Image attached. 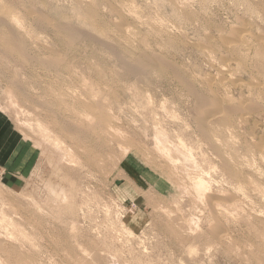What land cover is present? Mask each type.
Returning <instances> with one entry per match:
<instances>
[{
    "label": "rangeland",
    "instance_id": "obj_1",
    "mask_svg": "<svg viewBox=\"0 0 264 264\" xmlns=\"http://www.w3.org/2000/svg\"><path fill=\"white\" fill-rule=\"evenodd\" d=\"M31 1L33 0H0V19L2 18L0 30L20 36L22 43L25 44L27 57L21 58L16 53L6 52L0 38V114L6 120L5 140L0 148V219L2 218L0 222L2 263H0L8 264L10 261L9 264H15L14 262L27 264L26 260H29L27 257L30 255L38 264H78L79 260V264H82L85 263L82 257L87 254H82L79 247L76 246V249L73 245L77 240V243L79 242L86 252L90 251V254L98 250L107 258L111 256L113 263L109 262L108 258L105 264H264V218L258 217L260 212V215L264 216L263 115L260 113L248 115L247 122H240L238 128L233 129L235 131L233 138H228L227 132L221 134L222 139L217 137V141L224 144L225 149L217 142L222 154L223 151L225 152L223 158L228 161L232 158L231 162L236 158L238 159L236 162H244L247 157V161L252 160L250 161L252 165L249 164L251 169L248 171L244 169L238 179L236 178L243 185V189L240 194H236L233 206L226 204L230 202V194L234 195L235 179L233 180V176L226 173L218 159L212 155L208 141L201 138L198 133H192L195 130L194 121L197 115L195 110L198 106L195 102H198L196 100L200 95L228 98L233 100L229 103L234 105L237 102L241 103L242 99H245L244 103L246 102L248 88L258 79L255 73H253L254 77L249 70H244V65L250 67L249 65L254 62V58L250 56H253L251 46L256 42L255 37L260 35L264 38V4L260 3V0ZM87 6L93 9L90 10ZM122 8L124 11L121 10ZM34 9L38 10L39 14ZM7 11L11 14L8 15ZM90 11L96 16L95 18L91 16L88 18ZM40 14L46 16L45 25L47 22L49 24L46 27L41 26L37 21ZM11 16L14 18L11 22L15 23L16 27L9 22ZM117 23L127 27V31L123 32L124 36L120 31L121 26ZM59 24L62 28L64 25L65 29L59 28ZM242 26L245 29L247 27L248 33L249 41L246 42L245 47L246 49L250 47L251 50L241 51L240 60L237 53L235 56L224 47L223 41L224 43L231 41L236 31L234 29ZM67 31H73L77 37L80 36L69 42ZM254 34L255 37L252 36ZM97 38L99 39L96 40ZM211 46L212 48H209ZM140 52L143 53V58L149 57L151 62L145 59L149 67L145 69V75L135 74L136 72L130 74L123 64L124 62L140 63V59L142 60ZM136 56L137 58H134ZM234 57L237 58L236 61ZM153 62H156L155 65ZM225 63L229 64L230 68L226 67ZM228 69L231 71L228 72ZM221 72L226 76L221 75ZM16 78L18 81L15 80ZM239 79L248 86L239 87L240 85L237 84ZM185 80L195 89L191 90L196 94L189 93L188 86L183 85ZM252 80L253 83L250 84ZM197 92L199 96H196ZM96 103L101 104L105 110L101 111ZM101 112L106 113L107 119L109 117L105 123L108 133L106 131V135L103 133L104 138L96 137L84 121L88 119V125L91 126L95 122L92 120H96L95 115ZM86 115H91L92 120L90 117L86 118ZM64 122L70 124L74 122V125L71 124L74 130L78 126L80 130L86 127L83 132L87 137L91 135L89 140L81 138L82 141L85 140L82 143L81 140L72 138L74 135L70 130L67 132L62 130L61 126ZM252 122L253 124L256 122L254 127ZM156 123L167 130L172 140L177 133L182 134L186 143L193 147L199 166L202 170L209 171V177L217 181L211 183L210 193L208 192L207 195H213L210 197L226 203V206L214 211L215 215L208 206L209 201H206L208 198L199 203V200H195L189 193L182 196L184 193H181V186L177 182L188 184L189 178L187 179L186 173H189L192 166L181 164L188 167L186 171L187 167H181L179 164L177 169L171 172V167L164 158L157 156L152 140L153 127ZM107 124H110L109 131ZM190 134L192 135L189 136ZM197 139H202L204 143L198 145ZM75 140L81 142L79 143L81 145L79 146ZM229 141L232 144H226ZM93 144L101 148L97 149ZM254 145L260 148L257 149ZM234 147H237L235 151ZM92 148L95 150L94 160L89 161L85 152L91 151ZM123 148L128 151H124ZM229 153L236 158L230 157ZM193 169L195 168L193 167L189 174L198 172L199 167L196 171ZM254 171L259 174L252 173ZM180 193L183 198L177 197ZM223 195L227 197L224 199ZM175 202L176 204L173 205ZM241 206L244 209H239ZM196 217L198 221L195 220ZM237 218L241 219L238 221ZM188 219L195 224V227L187 223ZM195 222H198L199 226ZM214 224L218 226V231H223L224 236L227 235L226 238L223 237L224 240L217 241L207 230L210 227L216 228ZM121 225L128 228L132 234L129 235L122 230ZM206 232L209 234L206 235ZM9 251L10 253L7 254ZM12 252L18 254V257H14L16 254L13 255ZM15 258L19 260L13 262ZM87 258L88 255L85 259L88 260Z\"/></svg>",
    "mask_w": 264,
    "mask_h": 264
},
{
    "label": "bare ground",
    "instance_id": "obj_2",
    "mask_svg": "<svg viewBox=\"0 0 264 264\" xmlns=\"http://www.w3.org/2000/svg\"><path fill=\"white\" fill-rule=\"evenodd\" d=\"M3 1V0H2ZM34 1V0H33ZM33 1H31V2H33ZM44 1V0H43ZM11 2V1H10ZM36 2V1H35ZM76 2V1H75ZM115 2V1H114ZM124 2V1H123ZM176 2V1H175ZM259 2V1H258ZM263 3L264 4V0H260V3ZM45 3V2H44ZM93 3V2H92ZM92 3H91V5H92ZM200 3V2H199ZM205 3V2H204ZM241 3V2H240ZM246 3H247V1H246ZM1 4V3H0ZM82 4V3H81ZM181 4V3H180ZM10 5V4H9ZM39 5V4H38ZM43 5H45V4H43ZM84 5H86V3L84 4ZM119 5H120V3H119ZM225 5V4H224ZM254 5H255V3H254ZM11 6V5H10ZM41 6H42V4H41ZM112 6V5H111ZM187 6V5H186ZM204 6V5H203ZM37 7V6H36ZM94 7V6H93ZM247 7V6H246ZM17 8V7H16ZM35 8V7H34ZM38 8V7H37ZM87 8H88V6H87ZM219 8V7H218ZM248 8H250V7H248ZM1 9V8H0ZM4 10H5V7L3 8ZM12 9V8H11ZM81 9V8H80ZM88 9H90V8H88ZM93 9V8H92ZM92 9H90V10H92ZM97 9V8H96ZM111 9H113V8H111ZM132 9V8H131ZM179 9V8H178ZM186 9V8H185ZM26 10V9H25ZM31 10V9H30ZM35 10V9H34ZM42 10V9H41ZM121 10H123L124 11V9L122 8ZM133 10V9H132ZM183 10H184V8H183ZM202 10V9H201ZM246 10H248V9H246ZM1 11V10H0ZM12 11V10H11ZM16 11V10H15ZM35 11H38V10H35ZM94 11V10H93ZM98 11V10H97ZM115 11V10H114ZM117 11H119V10H117ZM176 11V10H175ZM185 11V10H184ZM188 11V10H187ZM191 11V10H190ZM198 11H199V9H198ZM214 11V10H213ZM218 11V10H217ZM250 11V10H249ZM14 12V11H13ZM20 12V11H19ZM26 12H28V11H26ZM41 12V11H40ZM87 12V11H86ZM128 12V11H127ZM193 12V11H192ZM215 12V11H214ZM259 12V11H258ZM7 14H8V11L6 12ZM38 14H39V11L37 12ZM43 13V12H42ZM41 13V14H42ZM89 13V12H88ZM94 13H95V11H94ZM100 13V12H99ZM116 13V12H115ZM177 13V12H176ZM227 13V12H226ZM9 14H11V13H9ZM8 14V15H9ZM28 14V13H27ZM40 14V15H41ZM45 14V13H44ZM96 14V13H95ZM117 14V13H116ZM119 14H121V13H119ZM127 14V13H126ZM204 14V13H203ZM14 15H17V14H14ZM13 15V16H14ZM39 15V16H40ZM87 15H89V14H87ZM125 15V14H124ZM131 15H132V13H131ZM133 15H135V14H133ZM182 15V14H181ZM206 15V14H205ZM258 15V14H257ZM24 16V15H23ZM38 16V15H37ZM44 16V15H43ZM42 15L40 16V17H38L37 18V21H38V23L41 25V26H43V25H45V20H47V19H44L46 16H44L43 17ZM90 16L93 18L95 15L90 11V15H89V17L88 18H90ZM98 16V15H97ZM118 16V15H117ZM137 16V15H136ZM185 16V15H184ZM201 16V15H200ZM240 16V15H239ZM31 17V16H30ZM96 17V16H95ZM94 17V18H95ZM120 17H122L121 15H120ZM119 17V18H120ZM207 17V16H206ZM215 17V16H214ZM21 18H23V17H21ZM100 18V17H99ZM2 19V18H1ZM0 19V20H1ZM14 18H12V16L10 17V20H9V22H11L12 20H13ZM17 19V18H16ZM28 19V18H27ZM205 19V18H204ZM212 19V18H211ZM242 19V18H241ZM262 19V18H261ZM34 20V19H33ZM66 20V19H65ZM68 20V19H67ZM91 20H93V19H91ZM124 20V19H123ZM194 20V19H193ZM220 20H221V18H220ZM227 20V19H226ZM239 20V19H238ZM3 21V20H2ZM31 21V20H30ZM29 21V22H30ZM125 21V20H124ZM131 21V20H130ZM181 21V20H180ZM196 21V20H195ZM248 21V20H247ZM16 22V21H15ZM63 22V21H62ZM119 22V21H118ZM187 22V21H186ZM204 22V21H203ZM214 22V21H213ZM6 23V22H5ZM14 23V22H13ZM24 23V22H23ZM37 23V24H38ZM66 23H67V21H66ZM103 23V22H102ZM121 23V22H120ZM125 23V22H124ZM131 23V22H130ZM222 23V22H221ZM259 23V22H258ZM262 23V22H261ZM9 24V23H8ZM11 24H12V22H11ZM15 24V23H14ZM14 24H12V25H14ZM22 24V23H21ZM63 24H64V22H63ZM95 24V23H94ZM118 24V23H117ZM161 24V23H160ZM211 24H212V21H211ZM10 25V24H9ZM11 25V26H12ZM16 25V24H15ZM14 25V26H15ZM47 25H49L48 24V22L46 23V25H45V27L47 26ZM58 25V24H57ZM60 25V27L59 28H62L61 27V24H59ZM119 25V24H118ZM122 25H123V22H122ZM219 25V24H218ZM244 25V24H243ZM247 25V24H246ZM259 25V24H258ZM24 26V25H23ZM39 26V25H38ZM53 26V25H52ZM63 26V28L62 29H65V26L64 25H62ZM69 26V25H68ZM99 26H100V23H99ZM119 26H121V24L119 25ZM236 26V25H235ZM238 26V25H237ZM7 27V26H6ZM16 27V26H15ZM20 27V26H19ZM29 27V26H28ZM44 27V26H43ZM71 27V26H70ZM69 27V28H70ZM171 27V26H170ZM203 27V26H202ZM221 27V26H220ZM8 28V27H7ZM27 28V27H26ZM30 28V27H29ZM66 28H67V26H66ZM105 28V27H104ZM120 28V27H119ZM121 28H122V30H120V31H122V34H123V32H126L127 31V27H123V26H121ZM120 28V29H121ZM153 28V27H152ZM231 28V27H230ZM262 28V27H261ZM19 29V28H18ZM68 29V28H67ZM96 29V28H95ZM100 29V28H99ZM114 29V28H113ZM136 29V28H135ZM224 29V28H223ZM226 29V28H225ZM228 29V28H227ZM233 29V28H232ZM258 29H260V28H258ZM10 30V29H9ZM21 30H23V29H21ZM103 30V29H102ZM234 30H236V31H234V35L232 36V35H230V37L229 38H231V36L232 37H234V38H232L231 39V41H227V43L225 42L224 43V41H223V45H224V47L227 49V50H229L230 51V53H233V55H235V56H237L236 55V53L238 54V56L240 55L239 53L241 52V51H243V50H245L246 49V47L245 46H247V44H246V42H248L249 40H248V33H247V27H246V29H245V27L243 28V26L242 27H240V28H237V29H234ZM262 30V29H261ZM264 30V29H263ZM3 31H5V30H0V38H1V40H2V42L4 43V45H5V48H4V50H6V52H10V54L11 53H16L17 54V56L19 55V57H21V58H27L26 57V50L24 49V47H25V44L24 43H22L23 41H21V39H20V36L18 37L17 35H14V33H8V32H3ZM12 31V30H11ZM27 31V30H26ZM223 31H225V30H223ZM260 31V30H259ZM65 32V31H64ZM118 32H119V30H118ZM249 32V31H248ZM258 32V31H257ZM22 33H24V32H22ZM67 35H68V40H69V42H73L75 39H77L78 37H77V34L76 33H74L73 31H67ZM260 33V32H259ZM21 34V33H20ZM108 34V33H107ZM119 34H120V32H119ZM228 34H229V32H228ZM261 34V33H260ZM66 35V36H67ZM109 35V34H108ZM125 34H123V36H124ZM209 35H211V34H209ZM257 35H259V34H256V36ZM263 35V34H262ZM119 36V35H118ZM136 36V35H135ZM208 36V35H207ZM227 37H228V35H226ZM252 36H254L255 37V34L254 35H252ZM264 36V35H263ZM77 37V38H76ZM173 37V36H172ZM219 37V36H218ZM222 37V36H221ZM28 38H30V37H28ZM67 38V37H66ZM94 38H96V37H94ZM117 38V37H116ZM208 38H209V36H208ZM225 38V37H224ZM229 38H228V40H229ZM250 38V37H249ZM92 39V38H91ZM99 38H97L96 40H98ZM106 39V38H105ZM114 39V38H113ZM126 39H127V37H126ZM219 39V38H218ZM222 39H223V37H222ZM226 39V38H225ZM119 40L121 41L122 39L121 38H119ZM118 40V42H120ZM123 40H124V37H123ZM129 40H130V38H129ZM209 40V39H208ZM221 40V39H220ZM227 40V39H226ZM225 40V41H226ZM255 40H256V42H254V44H252V46H251V48H252V50H253V56H250V57H253L254 58V62H253V64L252 65H249L250 67H247V66H245L244 65V70H249L250 72V74L251 75H253L254 76V74L253 73H255V75L257 76V79L258 80H256V81H254V83H253V80H252V82H250V84H252V86L250 87V88H248V95L246 96V102L244 103V100L245 99H242L243 101H241V103H236L235 105L232 103V104H230L229 102L230 101H233V100H231V99H228V98H224V97H216V96H210V97H205V96H199V94H198V92H197V94L198 95H196V96H199V97H197V99L198 100H196V98H195V100L196 101H198L197 103L195 102V105L197 104L198 106H197V108H196V113H197V115H196V117H195V121H194V124H195V130L192 132V133H195V134H199L200 136H201V138H203V139H205V140H207L208 141V143H209V148H210V151L212 152V155H214L217 159H218V161L220 162V164H221V166L223 167V169L226 171V173L227 174H230V176L232 177L233 176V180L235 181L234 183H235V185H234V187H235V191H234V195H231L230 194V202L229 203H225L227 206H233L234 204H235V196H236V194H240V191H242V189H243V185L241 184V182L239 181V180H237L238 178L237 177H239V174L241 175V172L244 170V169H247V171L248 170H250L251 169V167H249L250 165H252L251 163H250V161L252 162V160L250 159V161H247L248 159V157L245 159V161L244 162H240V161H237L236 162V160H238L237 158H236V156L234 157V155H231L230 153H232V152H230L229 153V155H230V157H234L233 159H235L236 158V160H234L233 162H231V160H232V158H230L229 160L230 161H228L227 159H225V158H223V154L225 153L224 151H223V154H222V152L220 151V149H219V147H218V144H217V137H221V134H224L225 132H227L228 134V138H233L234 137V134H235V131H233V129L236 127V128H238V125H239V123L240 122H247V120H248V115H250L251 113H260V114H262L263 115V118H264V38H262V37H260V35L259 36H257V37H255ZM106 41V40H105ZM108 41V40H107ZM132 41V40H131ZM244 41H245V44H244ZM100 42V41H99ZM122 42V41H121ZM120 42V43H121ZM209 42V41H208ZM108 43H109V41H108ZM117 43V42H116ZM128 43V42H127ZM134 43V42H133ZM194 43V42H193ZM114 44H115V42H114ZM113 44V45H114ZM125 44V43H124ZM123 44V45H124ZM104 45V44H103ZM121 45H122V43H121ZM126 45V44H125ZM135 45V44H134ZM212 45V44H211ZM71 46V45H70ZM112 46V45H111ZM198 46V45H197ZM202 46V45H201ZM221 46V45H220ZM249 46V45H248ZM106 47H107V45H106ZM113 47V46H112ZM119 47V46H118ZM161 47V46H160ZM114 48V47H113ZM125 48V47H124ZM126 48H128V46H126ZM163 48V47H162ZM166 48V47H165ZM209 48H212V46L211 47H209ZM132 49V48H131ZM141 49V48H140ZM250 49V47L249 48H247L246 50L248 51ZM108 50H110V48L108 49ZM112 50V49H111ZM137 50V49H136ZM251 50V49H250ZM113 51V50H112ZM159 51V50H158ZM5 52V53H6ZM117 52V51H116ZM116 52H115V54H116ZM124 52V51H123ZM131 52V51H130ZM151 52V51H150ZM245 52V51H244ZM132 53V52H131ZM243 53V52H242ZM6 54H9V53H6ZM114 54V53H113ZM123 54V53H122ZM139 54H141V52L139 53ZM143 54V53H142ZM141 54V57H142V60L140 59V63L138 62V64H130V63H125L124 62V66H122V67H124L125 69L127 68L129 71H130V74H133L134 72H136L135 74H141V75H145V69H148V67H149V63L145 60V59H148L149 60V57L148 58H146V56H145V58H143V55ZM145 54V53H144ZM156 54V53H155ZM158 54V53H157ZM138 55V54H137ZM147 55V54H146ZM153 55H154V53H153ZM243 55V54H242ZM116 56V55H115ZM117 56H118V54H117ZM122 56V55H121ZM134 56V55H133ZM149 56V55H148ZM158 55H156V57H157ZM212 56V55H211ZM219 56H221V55H219ZM224 56V55H223ZM244 56V55H243ZM139 57V56H138ZM140 57V58H141ZM240 57V56H239ZM245 57H246V55H245ZM245 57H243V59H245ZM37 58H39V57H37ZM134 58H137V56L136 57H134ZM223 59H225V57H222ZM228 58V57H227ZM235 58V61H236V57H234ZM41 59H42V56H41ZM47 59V58H46ZM120 59V58H119ZM121 59H122V57H121ZM125 59V58H124ZM128 59V58H127ZM157 59V58H156ZM210 59V58H209ZM242 58L240 57V60H241ZM34 60H35V58H34ZM39 60V59H38ZM45 60V59H44ZM134 60V59H133ZM139 60V59H138ZM152 60H153V58H152ZM56 61V60H55ZM117 61H118V59H117ZM129 61V60H128ZM135 61H136V59H135ZM156 61V60H155ZM157 61H158V59H157ZM163 61V60H162ZM217 61V60H216ZM39 62H41V61H39ZM50 62V61H49ZM59 62V61H58ZM121 62V61H120ZM149 62H151L150 60H149ZM161 62V61H160ZM242 62H245V61H242ZM43 63V62H42ZM53 63H54V61H53ZM57 63V62H56ZM118 63H119V61H118ZM122 63V62H121ZM137 63V62H136ZM154 63V62H153ZM156 63V62H155ZM155 63H154V65H155ZM170 63V62H169ZM237 63V62H236ZM58 64V63H57ZM163 64V63H162ZM166 64V63H165ZM224 64V63H223ZM222 64V65H223ZM50 66H51V63L49 64ZM153 65V66H154ZM237 65H239V64H237ZM44 66V65H43ZM49 66V67H50ZM120 66V65H119ZM160 66V65H159ZM177 66V65H176ZM225 66L226 67H229V64H226L225 63ZM231 66V65H230ZM167 67V66H166ZM224 67V66H223ZM185 68V67H184ZM220 68H222V67H220ZM230 68V67H229ZM122 69V68H121ZM150 69V68H149ZM169 69V68H168ZM216 69H217V67H216ZM224 69V68H223ZM222 69V70H223ZM128 70H127V72H128ZM188 70V69H187ZM131 71H132V73H131ZM220 71V70H219ZM218 71V72H219ZM225 71H226V69H225ZM229 71H231V69L229 70L228 69V72ZM223 72V71H222ZM222 72H221V75H225V74H222ZM226 73H227V71H226ZM172 74V73H171ZM174 74V73H173ZM196 74V73H195ZM230 74V73H229ZM164 75V74H163ZM197 75H199V74H197ZM196 75V76H197ZM134 76V75H133ZM149 76V75H148ZM187 76V75H186ZM200 76V75H199ZM217 76V75H216ZM226 76V75H225ZM138 77V76H137ZM188 77V76H187ZM222 77V76H221ZM221 77H219V79L221 80L222 78ZM255 77V76H254ZM139 78V77H138ZM142 78V77H141ZM213 78V77H212ZM226 78V77H225ZM225 78H224V81H225ZM227 78H229L228 76H227ZM239 78V77H238ZM14 79V78H13ZM12 79V80H13ZM184 79H186V78H184ZM183 79V80H184ZM206 79V78H205ZM234 79V78H233ZM15 80H17V78L15 79ZM23 80V79H22ZM21 80V81H22ZM130 80V79H129ZM136 80V79H135ZM187 80H188V78H187ZM207 80V79H206ZM210 80V79H209ZM213 80V79H212ZM223 80V79H222ZM18 81V80H17ZM140 81V80H139ZM145 81V80H144ZM179 81V80H178ZM182 81V80H181ZM180 81V82H181ZM217 81H219V80H217ZM216 81V82H217ZM229 81H231V82H233L234 80H231V79H229ZM237 81V80H236ZM11 82V81H10ZM14 82V81H13ZM135 82V81H134ZM175 82V81H174ZM179 82V83H180ZM235 82V81H234ZM249 82H247V83H249ZM12 83V82H11ZM10 83V84H11ZM177 83V82H176ZM219 83V82H218ZM15 84V83H14ZM134 84V83H133ZM140 84V83H139ZM142 84V83H141ZM182 84V83H181ZM220 84V83H219ZM223 84H224V82H223ZM231 84H233V83H231ZM237 84H239L240 86L239 87H242V86H248L246 83H244L243 81H240V79H239V82L237 83ZM17 85V84H16ZM19 85H21V84H19ZM172 85V84H171ZM183 85H186V86H188V88L190 89V92L189 93H195L196 94V92L195 91H193L192 92V90H195L194 88H192L191 87V84H189V83H187L186 82V80L185 81H183ZM198 85H200V84H198ZM236 85V84H235ZM144 86V85H143ZM209 86V85H208ZM221 86V85H220ZM14 87H15V85H14ZM146 87V86H145ZM181 87V86H180ZM223 87H225L224 85H223ZM236 87V86H235ZM238 87V86H237ZM238 87V88H239ZM17 88V87H16ZM15 88V89H16ZM20 88V87H19ZM149 88V87H148ZM187 88V87H186ZM226 88H228V87H226ZM185 89V88H184ZM189 89H187V91L189 90ZM192 89V90H191ZM247 89V88H246ZM17 90V89H16ZM23 90H24V88H23ZM212 90V89H211ZM22 91V90H21ZM200 92V91H199ZM213 92V91H212ZM28 93V92H27ZM26 94V93H25ZM24 94V95H25ZM227 95V94H226ZM229 95V94H228ZM151 96H152V93H151ZM185 96V95H184ZM219 96V95H218ZM224 96V95H223ZM244 96H245V94H244ZM149 97V96H148ZM147 97V98H148ZM231 97V96H230ZM163 98V97H162ZM178 98H180V97H178ZM245 98V97H244ZM150 99V98H149ZM149 99H148V101H149ZM184 99V98H183ZM186 99V98H185ZM173 100V99H172ZM185 101V100H184ZM92 102V101H91ZM159 102V101H158ZM240 102V101H239ZM242 102L244 103V104H242ZM101 103V102H100ZM185 103V102H184ZM97 105H98V107H100V110L101 111H103V110H105L104 109V107H102V105L101 104H99V103H96ZM163 104V103H162ZM164 105V104H163ZM145 106V105H144ZM192 106H193V104H192ZM162 107V106H161ZM161 107H160V109H161ZM166 107V105L164 106V108ZM194 107V106H193ZM196 107V106H195ZM171 108V107H170ZM166 109V108H165ZM194 109V108H193ZM133 110V109H132ZM164 110V109H163ZM169 111V110H168ZM52 112V111H51ZM65 112V111H64ZM183 112V111H182ZM136 113V112H135ZM152 113H153V111H152ZM53 114V113H52ZM106 113L105 112H101L100 114H97V115H95V117H96V120H92V116L90 115V116H88V115H86V118H88V117H90V119L92 120V122H94L91 126L90 125H88V122H89V120L88 119H85L84 121H86L85 123L87 124V126H89L90 127V130H92V133L94 134V135H96V137H98V138H102L103 136V133L106 135V133H105V131H106V129H105V123H106V115H105ZM176 114V113H175ZM54 115V114H53ZM178 115V114H177ZM188 116V115H187ZM55 117V116H54ZM70 117H72V116H70ZM140 117V116H139ZM174 117V116H173ZM173 117H171V118H173ZM57 118V117H56ZM181 118V117H180ZM55 119V118H54ZM64 119V118H63ZM84 119V118H83ZM108 119H109V117H108ZM107 119V120H108ZM132 119V118H131ZM59 120V119H58ZM80 120H81V118H80ZM176 120V119H175ZM178 120V119H177ZM255 120V119H254ZM257 120V119H256ZM77 121H78V119H77ZM130 121H132V120H130ZM185 121V120H184ZM258 121V120H257ZM256 121V122H257ZM70 122V121H69ZM78 122H80V121H78ZM91 122V121H90ZM182 122V121H181ZM190 122V121H189ZM256 122H254V124L256 123ZM37 123H41V122H37ZM74 123V122H73ZM73 123H71L72 125H74ZM135 123H137V122H135ZM190 123H192V122H190ZM264 123V122H263ZM70 123H68V122H64L63 123V125L61 126L63 129L62 130H64V132L66 131L67 132V130H70L71 131V133L74 135L72 138H74L75 137V139L77 138L78 139V141L79 140H81V138L82 139H85L86 138V141L87 140H89V136H91V135H89L88 137H87V135H85V132H83V129H85L86 127H84V128H81L82 130H80L79 129V126H78V128H76V125H75V128H76V130H74L73 129V127H72V125H71ZM83 124V123H82ZM133 124V123H132ZM249 124V123H248ZM252 124H253V122H252ZM254 124L252 125L253 127H254ZM77 125H80L81 127H83L81 124H77ZM108 125H110V124H107V127H109ZM39 126H41L40 124H39ZM52 126H54V125H52ZM136 126H137V124H136ZM153 126V125H152ZM187 126H188V124H187ZM88 127V128H89ZM113 127V126H112ZM184 127H186V126H184ZM251 127V126H250ZM138 128V127H137ZM188 128H190V126L188 127ZM194 128V127H193ZM235 128V129H236ZM263 128V127H262ZM87 129V128H86ZM109 129H110V127L108 128V131H109ZM238 130V129H237ZM249 130H250V128H249ZM111 131V130H110ZM63 132V131H62ZM69 132V131H68ZM107 132V131H106ZM112 132V131H111ZM143 132V131H142ZM145 132V131H144ZM249 132V131H248ZM108 133V132H107ZM237 133V132H236ZM68 134V133H67ZM109 134H111L110 132H109ZM109 134H107V135H109ZM226 134V133H225ZM71 135V134H70ZM125 135V134H124ZM124 135H122V138L124 137ZM192 134H190L189 136H191ZM241 135V134H240ZM250 135H251V133H250ZM262 135V134H261ZM67 136H69V135H67ZM126 136V135H125ZM176 137H175V139L174 140H172V136H170V134L167 132V130L164 128V127H162V126H160V125H158V123H156V124H154V127H153V136H152V140H153V148H154V152H156L157 153V156L159 157V155H160V157H163L164 158V160L168 163V165H170V167H171V172L176 168L177 169V167H178V165L180 164V166L181 167H184L186 164H190L192 167L190 168L191 170V172H192V168L194 167L195 169H193V170H195L196 171V169H198V167H199V169H198V172L196 171V173L194 172V174L193 175H191V174H189L190 173V171H189V173L187 174L186 173V175L188 176H186L187 177V179L189 180V182H188V184L186 185V183H182V182H177V183H179V186H181L180 188H181V193L183 194L182 196H184L185 195V193H189L190 195H192L194 198H195V200H199V203H200V201H202V200H206V198H208L206 201H209V205L208 206H210V208L213 210V214H214V211L216 212V210H218L219 209V207H224V206H226L222 201H220L219 202V200H216L215 198L213 199L212 197H210V196H213V195H211L210 194V196H209V194L207 195V193L209 192V189H210V185H211V183L213 182V181H215V179L213 180V178H211V177H209V175H208V172L209 171H205V170H202V168L199 166V164H198V162H197V160H196V157H195V153L193 152V147L190 145V144H187L186 143V141L184 140V138L182 137V134H179V133H177L176 135H175ZM264 136V135H263ZM93 137V136H92ZM95 137V138H96ZM144 137H146V136H144ZM241 137V136H240ZM239 137V138H240ZM70 138H71V136H70ZM104 138V137H103ZM129 138V137H128ZM259 138H260V136H259ZM93 139V138H92ZM106 139V138H105ZM105 139L103 140V141H105ZM124 139V138H123ZM221 139H222V137H221ZM225 139H226V137H225ZM235 139H237V138H235ZM261 139V138H260ZM91 140V139H90ZM116 140V139H115ZM223 140H224V138H223ZM228 140H230V139H228ZM228 140H226V141H228ZM263 140H264V137H263ZM73 141V140H72ZM76 142H78L77 140H75ZM74 141V142H75ZM82 141V140H81ZM83 141H85V140H83ZM83 141H82V143H83ZM95 141V140H94ZM93 141V143H95ZM107 141V140H106ZM126 141V140H125ZM231 141H232V139H231ZM231 141H229V142H227L226 144H228V143H231L232 144V142ZM260 141V140H259ZM258 141V142H259ZM75 142V143H76ZM102 142V141H101ZM126 142H128V141H126ZM132 142V141H131ZM136 142V141H135ZM142 142V141H141ZM198 142V145H199V143L201 144V142H203V140L202 139H197L196 140V143ZM258 142H257V144H258ZM261 142V141H260ZM79 143H81V142H78V144ZM108 143V142H107ZM107 143H104V144H107ZM119 143V142H118ZM134 143V142H133ZM204 143V142H203ZM202 143V144H203ZM218 143H220V142H218ZM224 143H225V141H224ZM78 144H77V146H78ZM97 144H98V140H97ZM96 144V145H97ZM99 144H101V143H99ZM103 144V143H102ZM117 144V143H116ZM143 144V143H142ZM201 144V145H202ZM220 144H222V143H220ZM225 144V145H226ZM235 144V143H234ZM252 144V143H251ZM263 145V149H264V143H262ZM81 144H79V146H80ZM86 145V144H85ZM93 145H95V144H93ZM95 145V146H96ZM119 145H121V144H119ZM139 145V144H138ZM223 145V147L222 148H224V144H222ZM221 145V146H222ZM230 145V144H229ZM54 146H56V147H58L59 148V146L57 145V144H54ZM98 146V145H97ZM96 146V148L97 149H100L101 147H97ZM102 146V145H101ZM104 146V145H103ZM118 146V145H117ZM204 146V145H203ZM234 146H236V145H234ZM251 146V145H250ZM252 146H253V144H252ZM259 146H261V143H259ZM119 147V146H118ZM128 147V146H127ZM126 147V148H127ZM139 147V146H138ZM226 148H227V146H225ZM238 147V146H237ZM237 147H234V151H235V149L237 148ZM243 147H244V145H243ZM254 147H256L255 145H254ZM85 148H86V146H85ZM94 148V147H93ZM92 148V150L91 151H86L85 152V154H86V157H87V159L90 161H92V159H93V157H94V154H95V150ZM95 148V149H96ZM142 148V147H141ZM204 148H206V146L204 147ZM257 149H259L258 148V146L256 147ZM122 149V148H121ZM120 149V150H121ZM146 149V148H145ZM225 149V148H224ZM239 149H240V146H239ZM242 149V148H241ZM262 149V148H261ZM63 150H65V148L63 149ZM79 150V149H78ZM123 150L124 151H128V149H124L123 148ZM138 150V149H137ZM148 150V149H147ZM223 150V149H222ZM227 150H229L228 148H227ZM60 151H62V149L60 150ZM84 151V150H83ZM123 151V152H124ZM231 151V150H230ZM233 151V152H234ZM69 152V151H68ZM226 152H228V151H226ZM261 152V151H260ZM143 153V152H142ZM145 153V152H144ZM148 153V152H147ZM208 153V152H207ZM236 153V152H235ZM234 153V154H235ZM262 153V152H261ZM260 153V154H261ZM71 154V153H70ZM73 154V153H72ZM238 154V153H237ZM77 155V154H76ZM80 155V154H79ZM141 155V154H140ZM145 155V154H144ZM197 155V154H196ZM211 155V156H212ZM225 155V154H224ZM227 156H228V154H226ZM107 156V155H106ZM142 156V155H141ZM239 156H241L240 154H239ZM77 157V156H76ZM79 157V156H78ZM96 157V156H95ZM148 157V156H147ZM204 157H205V155H204ZM214 157V158H215ZM225 157V156H224ZM242 157H244V156H242ZM241 157V158H242ZM250 157V156H249ZM80 158V157H79ZM162 158V159H163ZM213 158V157H212ZM226 158H229V157H226ZM239 158V157H238ZM142 159V158H141ZM144 159V158H143ZM240 159V158H239ZM243 159V158H242ZM264 159V158H263ZM81 160V159H80ZM87 160V161H88ZM94 160V159H93ZM158 160V159H157ZM215 160V159H214ZM244 160V159H243ZM147 161V160H146ZM254 161V160H253ZM72 162V161H71ZM67 163V162H66ZM74 163H75V160H74ZM99 163V162H98ZM184 163V164H183ZM73 164V163H72ZM84 164H86V163H84ZM181 164H183L184 166H182ZM214 164V163H213ZM218 164V163H217ZM250 164V165H249ZM75 166V165H74ZM80 166V165H79ZM102 167V166H101ZM155 167V166H154ZM187 167V166H186ZM186 167H184V168H186ZM213 167V166H212ZM156 168V167H155ZM257 168V167H256ZM86 169V168H85ZM181 169V168H180ZM210 169V168H209ZM255 169V168H254ZM168 170H170V168L168 169ZM186 171H188V167L185 169ZM256 170V169H255ZM90 171V170H89ZM177 171V170H176ZM183 171V170H182ZM170 172V171H169ZM245 172V171H244ZM258 172V171H257ZM248 173V172H247ZM247 173H245V174H247ZM252 173H254V174H259V173H255V171L254 172H252ZM169 174V173H168ZM172 174V173H171ZM171 174H169V175H171ZM210 174V173H209ZM254 174H252V175H254ZM173 175V174H172ZM179 175V174H178ZM181 175V174H180ZM190 175V176H189ZM243 175H244V173H243ZM173 176H175V175H173ZM185 176V175H184ZM242 177V176H241ZM240 177V178H241ZM248 177H249V175H248ZM253 177V176H252ZM75 178V177H74ZM74 178H73V180H74ZM168 178V177H167ZM180 178V177H179ZM178 178V179H179ZM237 178V179H236ZM243 178V177H242ZM249 178H251V176L249 177ZM254 179H255V177H253ZM178 179H177V181H178ZM241 180V179H240ZM245 180V179H244ZM243 180V181H244ZM263 180H264V178H263ZM71 181V180H70ZM182 181H183V179H182ZM92 182V181H91ZM171 182V181H170ZM215 182H217V181H215ZM176 182H175V184H177ZM182 183V184H181ZM244 183V182H243ZM181 184V185H180ZM218 184H220L219 182H218ZM215 185H217V184H215ZM260 184H258V186H259ZM178 186V185H177ZM227 186V185H226ZM231 186V185H230ZM257 186V187H258ZM220 187V186H219ZM229 188V187H228ZM232 188H233V186H232ZM231 189V188H230ZM258 189V188H257ZM263 190V189H262ZM230 191V190H229ZM258 191H259V189H258ZM224 192V191H223ZM244 192V191H243ZM261 192V191H260ZM259 192V193H260ZM181 193H180V196L179 195H177V197H181V198H183L182 196H181ZM210 193V192H209ZM262 193V192H261ZM248 194V193H247ZM207 195V196H206ZM249 195V194H248ZM262 195V194H261ZM186 196V195H185ZM222 196V195H221ZM228 196H229V192H228ZM243 197H244V195H242ZM246 196V195H245ZM193 197H192V199H193ZM212 198V199H210V198ZM224 197H227L226 195L224 196L223 195V198ZM241 197V196H240ZM242 197V198H243ZM248 197V196H247ZM246 197V198H247ZM264 197V196H263ZM176 198V197H175ZM174 198V199H175ZM181 198H179V199H181ZM245 198V199H246ZM250 198H252V197H250ZM250 198H248V199H250ZM220 199V198H219ZM225 199V198H224ZM65 200V199H64ZM223 200V199H222ZM229 200V199H228ZM240 200V199H239ZM30 201H32V200H30ZM174 201V200H173ZM176 201H178V200H176ZM196 201V202H197ZM206 201H205V203H206ZM226 201V200H225ZM244 201V200H243ZM242 201V202H243ZM255 201V200H254ZM261 201V200H260ZM263 201V200H262ZM35 202V201H34ZM162 202V201H161ZM228 202V201H227ZM239 202V201H238ZM178 203V202H177ZM35 204V203H34ZM33 204V205H34ZM174 204H176V202L175 203H173V205ZM203 204V203H202ZM245 204V203H244ZM257 204V203H256ZM191 205V204H190ZM247 205V204H246ZM32 206V205H31ZM39 206V205H38ZM177 207L179 206L178 204L176 205ZM194 206V205H193ZM207 206V207H208ZM13 207V206H12ZM19 207V206H18ZM22 207V206H21ZM37 207V206H36ZM240 207V206H239ZM245 207V206H244ZM254 207V206H253ZM256 207V206H255ZM11 208V207H10ZM15 208V207H14ZM30 208V207H29ZM34 208V207H33ZM119 208V207H118ZM179 208V207H178ZM227 208V207H226ZM248 208V207H247ZM250 208H252V207H250ZM13 209V208H12ZM40 209V208H39ZM38 209V210H39ZM43 209V208H42ZM162 209V208H161ZM168 209V208H167ZM231 209V208H230ZM239 209H244V208H242V206H241V208H239ZM238 209V210H239ZM249 209V208H248ZM8 210H10V209H8ZM65 210V209H64ZM69 210V209H68ZM67 210V211H68ZM168 210H170V209H168ZM176 210V209H175ZM181 210V209H180ZM201 210H204V209H201ZM222 210V209H221ZM227 210V209H226ZM225 210V211H226ZM252 210V209H251ZM254 210V209H253ZM252 210V211H253ZM11 211V210H10ZM13 211V210H12ZM15 211V210H14ZM36 211V210H35ZM81 211V210H80ZM164 211V210H163ZM196 211V210H195ZM206 211H208V210H206ZM223 211H224V209H223ZM260 211V210H259ZM258 211V212H259ZM18 212H19V210H18ZM106 212V211H105ZM165 212H166V207H165ZM164 212V213H165ZM170 212V211H169ZM175 212V211H174ZM209 212H211V211H209ZM231 212V211H230ZM242 212V211H241ZM245 212V211H244ZM255 212V211H254ZM264 212V211H263ZM13 213V212H12ZM44 213V212H43ZM45 213H47V212H45ZM71 213H73V212H71ZM71 213H69L70 215H71ZM167 213V215H168V212H166ZM223 213V212H222ZM261 213V212H260ZM260 213H259V215H258V217L259 218H264V216L263 215H260ZM3 214V213H2ZM2 214H1V216H2ZM25 214H27V213H25ZM107 214V213H106ZM170 214H172V213H170ZM193 214V213H192ZM204 214V213H203ZM223 214H225V212L223 213ZM229 214H231V213H229ZM229 214H228V216H229ZM236 215L235 216H237V213H235ZM252 214V213H251ZM15 215V214H14ZM46 215H49V214H46ZM208 215V214H207ZM215 215V214H214ZM218 215V214H217ZM247 215V214H246ZM11 216V215H10ZM31 216V215H30ZM226 216V215H225ZM224 216V217H225ZM235 216H234V218H235ZM242 216V215H241ZM248 216V215H247ZM29 217V216H28ZM40 217V216H39ZM45 217V216H44ZM50 217H53V216H50ZM70 217V216H69ZM215 217V216H214ZM238 217V216H237ZM255 217H257V216H255ZM48 218V217H47ZM54 218V217H53ZM64 218V217H63ZM74 218V217H73ZM210 218H211V216H210ZM230 218V217H229ZM2 219V218H1ZM0 219V222L2 221ZM31 219V218H30ZM52 219V218H51ZM166 219V218H165ZM186 219V218H185ZM198 218L196 217V219L195 220H197ZM212 219H214V218H212ZM231 219H232V217H231ZM236 219V218H235ZM238 219V218H237ZM239 219H241V218H239ZM239 219H238V221H239ZM246 219V218H245ZM4 220V219H3ZM61 220V219H60ZM189 220V219H188ZM190 220H192V217L190 218ZM189 220V222H191ZM194 220V221H195ZM215 220V219H214ZM225 220V219H224ZM246 220H248V219H246ZM259 220V219H258ZM257 220V221H258ZM262 220V219H261ZM8 221H10V220H8ZM7 221V222H8ZM62 221V220H61ZM198 221V220H197ZM217 221H218V219H217ZM236 221V220H235ZM251 221V220H250ZM17 222V221H16ZM28 222V221H27ZM65 222V221H64ZM70 222V221H69ZM189 222H187L190 226H191V224H192V222L191 223H189ZM201 222V221H200ZM209 222V221H208ZM214 222V221H213ZM227 222V221H226ZM237 222V221H236ZM196 223V222H195ZM220 223V222H219ZM261 223V222H260ZM7 224V223H6ZM41 224V223H40ZM66 224V223H65ZM69 224V223H68ZM197 225H198V222L196 223ZM213 224V223H212ZM217 224V223H216ZM222 224V223H221ZM246 224V223H245ZM256 224V223H255ZM263 224H264V222H263ZM1 225V224H0ZM189 225H187V226H189ZM194 227H195V224H192ZM215 225V224H214ZM213 225V226H214ZM224 225V224H223ZM233 225V224H232ZM247 225H248V223H247ZM18 226V225H17ZM192 226V227H193ZM199 226V225H198ZM198 226H197V228H198ZM216 226V228L215 227H213V228H211L210 226V228L209 229H207V230H209V233L210 234H212L213 235V237H215V239H217V241H221L222 239H223V237L224 238H226V236H224L223 235V231L222 232H220V230L218 231V226L217 225H215ZM222 226V225H221ZM1 227V226H0ZM28 227V226H27ZM46 227V226H45ZM70 227V226H69ZM222 227H224V226H222ZM230 227V226H229ZM246 227V226H245ZM244 227V228H245ZM254 227V226H253ZM261 227V226H260ZM21 228V227H20ZM50 228V227H49ZM73 228V227H72ZM121 228H122V230H124V231H126L129 235L130 234H132V232L128 229V228H126V227H124V226H122L121 225ZM262 228V227H261ZM17 229H19V228H17ZM23 229V228H22ZM45 229V228H44ZM53 229V228H52ZM190 229V228H189ZM219 229H220V227H219ZM13 230V229H12ZM50 230V229H49ZM177 230H179V229H177ZM190 230H192V228L190 229ZM194 230V229H193ZM197 230V229H196ZM199 230V229H198ZM222 230V229H221ZM225 230V229H224ZM3 231V230H2ZM26 231V230H25ZM71 231V230H70ZM69 231V232H70ZM175 231V230H174ZM227 231V230H226ZM244 231V230H243ZM6 232V231H5ZM8 232V231H7ZM6 232V233H7ZM15 232V231H14ZM19 232V231H18ZM39 232V231H38ZM43 232V231H42ZM49 232V231H48ZM152 232V231H151ZM186 232H187V230H186ZM193 231H191V233H192ZM196 232V231H195ZM247 232V231H246ZM245 232V233H246ZM249 232V231H248ZM261 232V231H260ZM4 233V232H3ZM9 233V232H8ZM17 233V232H16ZM21 233V232H20ZM188 233V232H187ZM207 233V232H206ZM209 233H207L206 235H208ZM13 234V233H12ZM189 234V233H188ZM193 234H194V232H193ZM192 234V235H193ZM205 234V233H204ZM11 235V234H10ZM9 235V236H10ZM22 235V234H21ZM70 235V234H69ZM248 235V234H247ZM2 236H5V235H2ZM8 236V237H9ZM25 236V235H24ZM23 236V237H24ZM27 236V235H26ZM54 236V235H53ZM57 236V235H56ZM80 236V235H79ZM197 236H199L198 234H197ZM205 236V235H204ZM6 237V236H5ZM19 237V236H18ZM30 237V236H29ZM32 237V236H31ZM41 237V236H40ZM48 237V236H47ZM58 237H60V236H58ZM83 237V236H82ZM229 237V236H228ZM227 237V238H228ZM4 238V237H3ZM2 238V239H3ZM10 238V237H9ZM8 238V239H9ZM27 238V237H26ZM34 238V237H33ZM42 238V237H41ZM202 238V237H201ZM7 239V238H6ZM7 239V240H8ZM11 239V238H10ZM13 239V238H12ZM58 239V238H57ZM63 239V238H62ZM70 239H72V237L70 238ZM74 239V238H73ZM82 239V238H81ZM197 239V237L194 239V241ZM199 239H200V237H199ZM198 239V240H199ZM28 240H31V239H29L28 238ZM193 240V239H192ZM224 240V239H223ZM10 241H12V240H10ZM227 241V240H226ZM165 242V241H164ZM192 242V241H191ZM190 242V243H191ZM7 243V242H6ZM9 243V242H8ZM20 243V242H19ZM189 243V242H188ZM221 243V242H220ZM249 243V242H248ZM1 244V243H0ZM34 244V243H33ZM193 244V243H192ZM73 245H75V247L77 246V247H79V249H80V251H81V253L82 254H87L88 255V260H86L85 259V257L87 256H84V257H82V258H84V262L86 263V264H105L106 262V259H110L111 258V256L110 257H106V255L104 254V253H101V251H98L97 250V252H92L91 254H90V251H88V252H86V249L84 248V247H82V245L78 242L77 243V240H76V244H75V241H74V244ZM222 245V244H221ZM1 246V245H0ZM14 246V245H13ZM21 246H23L22 244H21ZM35 246V245H34ZM46 246V245H45ZM236 246V245H235ZM77 247H76V249H77ZM205 247V246H204ZM209 248H210V246H208ZM207 247V248H208ZM221 247H223V245L221 246ZM238 247V246H237ZM2 248V246L0 247V249ZM13 248V247H12ZM17 248V247H16ZM21 248V247H20ZM24 248V247H23ZM22 248V249H23ZM61 248V247H60ZM59 248V249H60ZM193 248V247H192ZM5 249V248H4ZM7 249H9V247L7 248ZM7 249H6V252H7ZM19 249V248H18ZM30 249V248H29ZM62 249V248H61ZM190 248H188V250H189ZM3 250V249H2ZM13 250H15V249H13ZM20 250V249H19ZM47 250V249H46ZM210 250V249H209ZM5 251V250H4ZM51 251V250H50ZM93 251V250H92ZM192 251H193V249H192ZM25 252V251H24ZM56 252H57V250H56ZM103 252V251H102ZM227 252V251H226ZM4 253V252H3ZM10 253V251L7 253V254H9ZM13 253V255H15L16 253H14V252H12ZM55 253V252H54ZM191 253V252H190ZM27 254H29V253H27ZM43 254V253H42ZM63 254V253H62ZM67 254V253H66ZM182 254V253H181ZM181 254H180V257H181ZM1 255V254H0ZM11 255V254H10ZM31 255H32V253H31ZM9 256V255H8ZM50 256V255H49ZM186 256H187V254H186ZM14 257H18V254H16V256H14ZM14 257H13V259H14ZM20 257V256H19ZM183 257V256H182ZM4 258V257H3ZM9 258V257H8ZM15 258V260H13V262L14 261H17V260H19V259H16ZM21 259H22V257H20ZM29 260H26V263L27 264H38V262L36 263L35 261V259H34V257H30V255H29V257H27ZM59 258V257H58ZM114 258V257H113ZM185 258V257H184ZM23 259L25 260V258L23 257ZM42 259V258H41ZM52 259V258H51ZM1 260V259H0ZM5 260V259H4ZM21 261V260H20ZM23 261V260H22ZM108 261V260H107ZM113 260H109V262H111V263H113L112 262ZM183 261H186V260H183ZM1 262V261H0ZM12 262V261H11ZM41 262V261H40ZM79 262H80V260L78 261V264H79ZM116 262V261H115ZM2 263V262H1ZM0 263V264H1ZM9 263H10V261H9ZM8 263V264H9ZM15 264H16V262H14ZM17 263H19V261L17 262ZM82 263V262H81ZM85 263H82V264H85ZM185 263V262H184ZM24 264H25V262H24ZM40 264V263H39ZM53 264V263H52ZM116 264V263H115ZM170 264V263H169ZM197 264V263H196Z\"/></svg>",
    "mask_w": 264,
    "mask_h": 264
},
{
    "label": "crops",
    "instance_id": "obj_3",
    "mask_svg": "<svg viewBox=\"0 0 264 264\" xmlns=\"http://www.w3.org/2000/svg\"><path fill=\"white\" fill-rule=\"evenodd\" d=\"M6 133V120L5 117L0 114V148L4 144Z\"/></svg>",
    "mask_w": 264,
    "mask_h": 264
}]
</instances>
